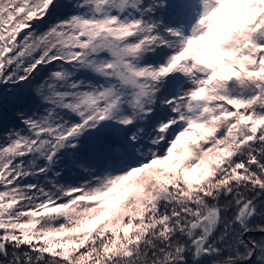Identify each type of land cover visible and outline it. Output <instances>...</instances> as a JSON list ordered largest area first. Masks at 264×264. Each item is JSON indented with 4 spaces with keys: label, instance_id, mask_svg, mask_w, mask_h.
Segmentation results:
<instances>
[{
    "label": "snow or ice",
    "instance_id": "snow-or-ice-1",
    "mask_svg": "<svg viewBox=\"0 0 264 264\" xmlns=\"http://www.w3.org/2000/svg\"><path fill=\"white\" fill-rule=\"evenodd\" d=\"M9 107L0 264H264V0H0Z\"/></svg>",
    "mask_w": 264,
    "mask_h": 264
},
{
    "label": "trees",
    "instance_id": "trees-1",
    "mask_svg": "<svg viewBox=\"0 0 264 264\" xmlns=\"http://www.w3.org/2000/svg\"><path fill=\"white\" fill-rule=\"evenodd\" d=\"M1 115H4V117ZM1 115H0V134H3L8 128L12 127L15 124L14 123L15 120L13 118L14 111L11 107H9L6 111H1ZM82 178L83 179L85 178L84 174L79 173V176L76 178H72V180L70 178L63 177L61 182L78 183L79 180H82Z\"/></svg>",
    "mask_w": 264,
    "mask_h": 264
},
{
    "label": "rangeland",
    "instance_id": "rangeland-1",
    "mask_svg": "<svg viewBox=\"0 0 264 264\" xmlns=\"http://www.w3.org/2000/svg\"><path fill=\"white\" fill-rule=\"evenodd\" d=\"M0 115H1V111H0ZM1 116H3L4 117V115H1ZM15 124L17 123L16 121L14 122ZM79 176V172H76V171H71V172H67L65 175H64V177L65 178H70L71 180H72V178H76V177H78ZM83 179V178H82ZM81 180H79V182H80ZM71 182V181H70ZM67 183H69V182H67Z\"/></svg>",
    "mask_w": 264,
    "mask_h": 264
}]
</instances>
